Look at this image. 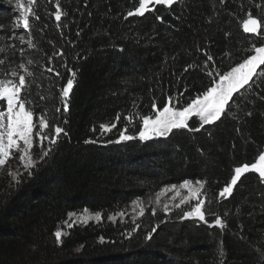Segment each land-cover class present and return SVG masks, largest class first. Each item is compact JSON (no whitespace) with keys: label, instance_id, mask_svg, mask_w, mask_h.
Returning a JSON list of instances; mask_svg holds the SVG:
<instances>
[{"label":"trees","instance_id":"1","mask_svg":"<svg viewBox=\"0 0 264 264\" xmlns=\"http://www.w3.org/2000/svg\"><path fill=\"white\" fill-rule=\"evenodd\" d=\"M138 6V0H32L30 28L24 29L16 0H0V79L18 82L10 72L24 74L30 86L25 98L37 122L44 114L67 132L44 160L36 142L31 175L23 169L10 179L7 162L0 171V264H264V184L258 173L245 174L227 199L219 196L233 169L255 163L264 151V88L244 90L231 115L200 132L109 143L126 125V134L136 136L153 99L162 108L167 96L185 88V99L202 91L212 64L204 69L208 55L222 74L264 46V0H178L125 19ZM249 13L261 22L258 35L243 32ZM65 63L77 73L67 113L61 97L70 75ZM188 65L193 67L185 72ZM258 81L264 84V78ZM114 123L101 134V124ZM198 126V117L190 119V128ZM89 139L95 143L85 144ZM185 179L203 183L208 223L181 220L185 206L155 215L148 208L132 222L109 219ZM85 210L101 219L67 227L58 244L55 232L64 229L69 214ZM216 215L224 228L208 226ZM153 227L152 238L145 239Z\"/></svg>","mask_w":264,"mask_h":264},{"label":"snow or ice","instance_id":"2","mask_svg":"<svg viewBox=\"0 0 264 264\" xmlns=\"http://www.w3.org/2000/svg\"><path fill=\"white\" fill-rule=\"evenodd\" d=\"M29 4L32 0H28ZM135 2V0H133ZM139 6L134 11H128L125 19L128 17L144 16L146 12L151 11L152 8L149 5H167L172 6L177 3L178 0H138ZM223 4L224 0H220ZM17 7L20 9L21 20L24 29H29V12L31 9L25 8L21 0H16ZM55 12V19L57 22L61 20L60 5L57 3ZM38 19V17H37ZM157 20H162L161 17H157ZM262 25L258 19L253 18L252 14H248V18L242 21V29L247 34H259ZM80 35V32H77ZM23 42V37H20ZM31 41L29 45L31 46ZM23 54V49H21ZM63 50L60 51L59 57H63ZM52 58H50L51 61ZM209 62H212L211 69L205 72L208 77V85L203 88L202 91L196 92L194 95L185 99L188 88H185L183 92H177L175 97L167 96L163 107H158L157 101L153 99L150 109V115L142 116V123L139 128V132L136 136L127 135V125L118 134L116 141H109V143H122L134 140L138 138L141 142L149 141L157 138H168L174 130L187 129L191 132H200L205 126L215 125L216 122L221 121L229 113V108L232 107L236 100V97L240 95L244 90L249 93L254 88H264V84L259 83L258 78H264V46L255 47L254 54L247 55L246 59L242 62L236 63L235 66L230 67L229 70L223 71L221 74L220 69L216 67L213 60V56L208 55L207 60L204 64V69L209 68ZM3 61H0L2 64ZM31 63V61H29ZM20 68H24V64L19 65ZM66 71L70 74L66 83L63 84L61 90V97L63 98L62 110L67 113L69 110V97L74 89L75 77L77 75L73 69L68 68L67 64H64ZM193 67L188 65L184 68L185 72ZM47 71L50 73L54 72L55 76L62 78V73L55 70L54 68H48ZM203 71V69H202ZM11 77L16 78L18 76V82L14 79H0V165H4L6 160L16 153H19L20 161L24 162L23 166L27 170L28 174L31 175V169L34 167L32 158L30 156L31 150L36 146V142H39V146L43 149V155L41 160L48 157L54 150L55 146L59 143L60 137L67 135L64 127L57 123L55 126L52 125L51 121L46 118L44 114H41L37 118L35 116V109L32 101L26 99L25 96L29 90V84L27 77L24 74H19L17 71L10 72ZM32 73H28L31 76ZM179 79V78H178ZM43 100L44 97H41ZM264 101V97H260ZM6 105V106H5ZM60 108L56 109L59 113ZM252 115L251 112L248 113ZM198 117L199 126L196 128H190V119ZM120 114L117 113L116 122L120 120ZM129 123H132L131 117H125ZM64 123H67L65 120ZM116 127V124L111 126L106 124L100 125L101 134H106L112 131ZM38 129V130H37ZM95 131V128L92 129ZM239 132V129H237ZM211 135V133H209ZM47 143L48 147L45 149L44 145ZM85 144L95 143V141L89 139L84 141ZM255 163H243L240 166H236L233 169L234 174L231 175L230 181L225 183V186L220 190L219 196L227 199L232 193L235 186L238 185L241 178L249 173H258L261 184H264V151H260L258 156L254 157ZM19 182V181H17ZM199 187L191 188L190 181L185 179L180 185L181 188L188 189L190 192L189 196L181 199L179 204L175 205L176 209H180L186 204H191L195 200L194 206L191 207L190 211H184L180 217L181 220L196 218L201 222L208 223L204 205L205 199L200 198L201 189L204 187L201 181H196ZM175 190L176 186H172ZM171 209L166 205L164 208L165 214H168ZM144 209H141V215H143ZM153 210V215H155ZM72 214L70 213L69 216ZM97 221L101 219V214L96 213ZM84 224L88 223L90 217L80 218ZM111 220L112 217H109ZM209 227L219 226L224 228V222L219 215H216L213 219V223L208 225ZM68 228L73 227V224H68ZM136 228L133 229L135 231ZM156 228L153 227L151 232L147 234L145 239L150 240ZM63 233L61 231L55 232V238L57 243H61V237ZM131 236V232L128 233ZM100 242H104V238L100 237ZM221 256L223 252L219 253Z\"/></svg>","mask_w":264,"mask_h":264},{"label":"rangeland","instance_id":"3","mask_svg":"<svg viewBox=\"0 0 264 264\" xmlns=\"http://www.w3.org/2000/svg\"><path fill=\"white\" fill-rule=\"evenodd\" d=\"M21 3L24 4L25 8L29 9V2L28 0H21ZM19 15H20V9L18 8ZM19 26L23 28L22 20H21V15L19 19ZM39 143V142H38ZM33 153L30 152V156L32 158V162L34 163L36 159L32 155ZM6 169L5 171L7 172L8 176L10 179L14 178L21 170L25 169L23 166L22 161H20L19 158V153H16L14 156H11L9 159L6 160ZM5 162V163H6ZM5 167V165H0V171ZM191 188H196L199 187L196 183H190ZM190 192L188 189L181 188L180 185L176 186L175 190H173L172 187H167L159 191L157 194H155L152 197L146 198V199H138L134 201L128 210H126L123 213H119L112 217V221H129L132 222L135 220L139 215H141V209L147 210L148 208L150 210H159V211H164L165 206L167 205L170 209L175 208L176 204H179L181 199L189 196ZM200 198L203 199L200 195ZM195 200L191 202V204H186L184 205V211H190L191 207L194 206ZM143 212V213H144ZM82 217H90L88 222L91 221H97L95 218V214H91L88 211H82L77 214H72L69 216L68 221L64 224V229H61L62 233H64L65 229L67 228L68 224H84L80 218Z\"/></svg>","mask_w":264,"mask_h":264}]
</instances>
